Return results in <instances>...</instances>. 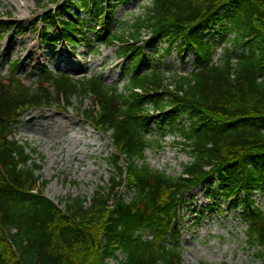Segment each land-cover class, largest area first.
Here are the masks:
<instances>
[{
  "label": "trees",
  "instance_id": "trees-1",
  "mask_svg": "<svg viewBox=\"0 0 264 264\" xmlns=\"http://www.w3.org/2000/svg\"><path fill=\"white\" fill-rule=\"evenodd\" d=\"M150 2L128 36L114 30L107 0H64L36 19L74 46L89 22L63 14L71 6L87 13L96 45L113 47L127 63L123 91L100 76L77 79L45 67L26 86L19 61L0 73V264H183V199L214 184L216 198L242 207L246 244L264 263V211L253 199L264 186V0ZM217 24L221 38L212 42L204 29ZM141 31L149 38L138 44ZM163 39L183 62L194 56L191 72H169L159 60L143 68L147 45ZM74 97L81 108L90 99L81 118L110 133L115 175L106 192L69 198L60 209L43 195L47 183L14 132L28 110L69 107ZM154 126L160 140L178 138L191 158L178 177L145 163ZM125 185L129 200L119 192Z\"/></svg>",
  "mask_w": 264,
  "mask_h": 264
},
{
  "label": "rangeland",
  "instance_id": "rangeland-1",
  "mask_svg": "<svg viewBox=\"0 0 264 264\" xmlns=\"http://www.w3.org/2000/svg\"><path fill=\"white\" fill-rule=\"evenodd\" d=\"M54 1L42 0L38 6L36 0H0V22L3 23L0 24V73L9 75L12 62L19 61L16 73L26 86H35L38 69L45 67L77 79L100 76L107 85L123 91L127 63L117 57L113 47L96 45L93 22L87 13L71 6L63 14L65 18L89 22L88 30L81 39H76L74 46L60 41L54 30H45L41 22L37 23L40 7L50 8ZM107 2L116 21L114 30L124 36L133 33L129 26L151 6L150 0ZM220 25L205 28L206 38L219 41ZM140 36L138 44L149 38L144 31ZM166 44L163 39L147 45L143 68H148L152 60H159L161 67L169 72L180 75L191 72L194 56L190 55L183 62L175 49L166 52ZM217 52L219 55L220 48ZM91 107L90 99L84 100L81 108L80 99L74 97L69 107L54 103L49 108L31 109L20 118L14 132V139L26 146L39 167L36 174L47 183L43 195L60 209H64L69 198L82 197L89 201L99 188L106 192L109 180L115 175L110 166L115 152L110 144V133H102L81 118V113ZM153 130L146 135L153 144L145 153V163L153 170L178 177L182 166L191 161L189 154L177 144L178 138L167 135L160 140L155 126ZM156 141L160 147L156 146ZM218 189L216 184L196 187L183 199L180 210L183 264H264L246 244V227L240 218L242 207L216 198ZM119 192L125 200L133 194L126 185L121 186ZM253 199L264 211V186L254 192ZM117 257L121 259L119 254ZM105 264L119 263L106 260Z\"/></svg>",
  "mask_w": 264,
  "mask_h": 264
}]
</instances>
